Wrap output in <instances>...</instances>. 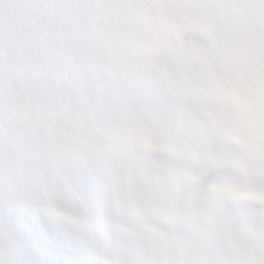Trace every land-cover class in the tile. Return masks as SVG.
<instances>
[{"label":"snow or ice","instance_id":"snow-or-ice-1","mask_svg":"<svg viewBox=\"0 0 264 264\" xmlns=\"http://www.w3.org/2000/svg\"><path fill=\"white\" fill-rule=\"evenodd\" d=\"M0 264H264V0H0Z\"/></svg>","mask_w":264,"mask_h":264}]
</instances>
